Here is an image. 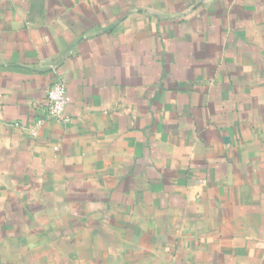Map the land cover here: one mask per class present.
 Returning a JSON list of instances; mask_svg holds the SVG:
<instances>
[{"label": "crops", "instance_id": "1", "mask_svg": "<svg viewBox=\"0 0 264 264\" xmlns=\"http://www.w3.org/2000/svg\"><path fill=\"white\" fill-rule=\"evenodd\" d=\"M0 264H264V0H0Z\"/></svg>", "mask_w": 264, "mask_h": 264}, {"label": "built area", "instance_id": "2", "mask_svg": "<svg viewBox=\"0 0 264 264\" xmlns=\"http://www.w3.org/2000/svg\"><path fill=\"white\" fill-rule=\"evenodd\" d=\"M47 98L46 117L61 123H68L69 118L67 117L66 109L70 103V98L67 95L64 80L58 79V81L52 85L48 91Z\"/></svg>", "mask_w": 264, "mask_h": 264}]
</instances>
